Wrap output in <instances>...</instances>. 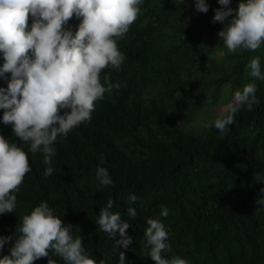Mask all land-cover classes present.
Returning <instances> with one entry per match:
<instances>
[{
  "label": "trees",
  "instance_id": "16d2710c",
  "mask_svg": "<svg viewBox=\"0 0 264 264\" xmlns=\"http://www.w3.org/2000/svg\"><path fill=\"white\" fill-rule=\"evenodd\" d=\"M239 2L231 0L230 7ZM206 3L209 11L201 13L195 0H143L138 19L117 41L124 62L101 74L102 82L109 77L112 91L96 102L90 121L54 142L51 175H44L43 154L30 152L3 124L0 109V135L21 146L31 166L15 210L0 214V236L12 237L0 258L10 254L23 216L46 202L73 226V237L82 238L97 264H119L120 252L125 264H155L145 247L149 218L159 219L169 234L167 258L264 264V205L256 203L264 198V80L251 77L247 68L259 57L264 74V44L229 52L218 36L224 25L213 22L221 5ZM79 23L73 16L65 27L75 32ZM3 63L0 53V67ZM8 79L10 74L0 78V88H7ZM249 83L256 85L259 103L253 111L241 107L227 133L209 126L222 111L201 128L187 126L207 104L226 108ZM98 167L108 170L113 185L100 184ZM130 194L137 196L134 203L128 202ZM109 198L110 211L131 225L126 249L115 247L96 223ZM128 207L136 209L135 218L127 215ZM162 207L168 209L166 218ZM35 264H48V258Z\"/></svg>",
  "mask_w": 264,
  "mask_h": 264
},
{
  "label": "clouds",
  "instance_id": "9594fccd",
  "mask_svg": "<svg viewBox=\"0 0 264 264\" xmlns=\"http://www.w3.org/2000/svg\"><path fill=\"white\" fill-rule=\"evenodd\" d=\"M142 3L143 0H0V53L4 61L0 78L10 74L7 88H0L2 122L30 146V152L43 154V163L48 165L46 177L54 171L52 145L57 138L90 121L96 102L112 91L114 85L109 77L104 76L102 82L101 74L105 69H119L124 62L117 41L138 19ZM218 3L221 7L215 10L213 22L224 25L218 36L226 49L232 53L259 49L264 44V0H240L236 9L230 7L231 0ZM195 10L207 13L209 5L206 0H195ZM73 16L80 20L75 32L65 27ZM247 68L251 77L264 80L259 57L253 58ZM256 91L254 83L237 89L233 102L209 126L227 133L241 107L253 111L259 103ZM30 171L28 153L0 135V214L15 210L16 193ZM96 178L103 186L114 183L104 167L97 168ZM136 200L135 194L129 195V203ZM256 203L264 205V198ZM112 207L113 200L109 198L96 223L115 241V247L126 249L132 243L126 231L131 225L122 220L121 213L111 212ZM168 214V209L162 207L161 215L166 218ZM127 215L135 218L136 209L128 207ZM72 228L54 214L48 203L42 202L23 216L10 254L0 258V264H35L41 258L56 264L50 253L62 258L64 264H97L85 253L82 238L73 237ZM117 233L119 239H115ZM144 239L145 247L150 249L148 256L155 264H188L178 256L164 255L172 249L169 234L159 219H147ZM11 240L10 236H0V251ZM99 264H105L104 260ZM119 264H125L124 252H120Z\"/></svg>",
  "mask_w": 264,
  "mask_h": 264
},
{
  "label": "rangeland",
  "instance_id": "374dc122",
  "mask_svg": "<svg viewBox=\"0 0 264 264\" xmlns=\"http://www.w3.org/2000/svg\"><path fill=\"white\" fill-rule=\"evenodd\" d=\"M225 108L224 105H212V104H207L204 106V108L199 112L197 115V118L191 122L188 127H194V128H201L207 123H210L213 121L216 117V115L223 111Z\"/></svg>",
  "mask_w": 264,
  "mask_h": 264
}]
</instances>
